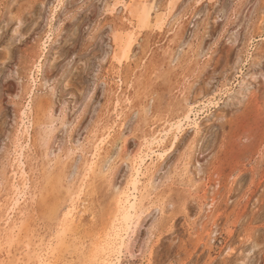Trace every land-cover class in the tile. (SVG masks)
I'll list each match as a JSON object with an SVG mask.
<instances>
[{
    "label": "rangeland",
    "instance_id": "obj_1",
    "mask_svg": "<svg viewBox=\"0 0 264 264\" xmlns=\"http://www.w3.org/2000/svg\"><path fill=\"white\" fill-rule=\"evenodd\" d=\"M0 264H264V0H0Z\"/></svg>",
    "mask_w": 264,
    "mask_h": 264
}]
</instances>
